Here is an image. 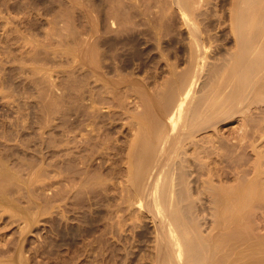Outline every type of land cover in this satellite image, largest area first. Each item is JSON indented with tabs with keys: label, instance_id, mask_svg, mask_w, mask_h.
I'll list each match as a JSON object with an SVG mask.
<instances>
[{
	"label": "rangeland",
	"instance_id": "374dc122",
	"mask_svg": "<svg viewBox=\"0 0 264 264\" xmlns=\"http://www.w3.org/2000/svg\"><path fill=\"white\" fill-rule=\"evenodd\" d=\"M165 2L168 6L164 5ZM216 2L217 0H202V3L200 1V7L196 6V11H201L195 13L196 15L199 14V23L202 22V25L200 24L202 27H208V31L210 27H213L212 29L210 28L209 35L205 29L206 27L204 28V32H206L205 38L206 40H208V38L210 40L206 41L207 50L209 49L207 55L209 58L216 57L215 59H219L217 56L221 55L222 57L220 56V58H223L225 56L224 52L227 55L226 52L235 48V45L231 43L233 40L230 39L227 24L223 25L226 30L224 28H217L216 23L220 13L218 14V12H215L217 11ZM171 4L172 3H170V5ZM225 7L227 9L228 5ZM179 12L180 11L174 4L172 7L169 6V0H0V171L8 169V172L10 170L8 172L10 180L5 179L6 177L0 174V178L4 177V179L0 181L5 180L4 183L2 181V187L4 188L6 184L8 186L5 187L7 188L5 191V189H1L2 187L0 184V195L4 193L2 197H0V264H154L151 252L154 251L153 249L155 247V230L153 228V220L151 219L152 214H149L151 213L150 211L149 213L147 212L149 208L145 205H138L139 203L137 204L136 202L134 204L133 201H131L132 203L129 201L130 204H128V202L124 200L126 205L123 203V200L121 203L120 198L123 193H126L123 187L126 185L125 182H127L126 179L128 178L126 170L128 162L126 158H128L129 145L133 136V130H130L133 121L132 113L142 111L143 109L140 102H137L140 100L139 97H137L138 95L134 96L136 93H133L132 90H130L131 92L129 91L130 94L126 91L128 87L130 88L131 86L132 88L134 86L133 88H135L136 83H140L141 86H139L141 88L138 84L136 87L142 89V86L146 85L147 91L150 90L154 93L157 88L159 90V87L162 86L161 84L159 85V83H163L169 76V73H167L169 62L170 64L175 62V64L180 65L177 66L180 70L188 65L186 60L189 59L187 54L190 39L188 37L189 32L185 29L187 27H184L185 24ZM216 13L218 15H216ZM201 14L205 16H200ZM158 30L160 31L158 32ZM210 34H213L215 37H212L213 35L211 36ZM212 38L214 40H212ZM90 40H96V42H98V61L101 58L106 60L103 61L101 59L99 61V64H102V68H100L101 66L99 64L98 67L100 66L99 68L100 70L103 69L101 70V72H103L101 73L100 70H98V72L96 68V73L93 71L96 75L90 71L91 69L89 67H91L92 64L90 63V66V64L87 63L90 62V58L88 61L89 50H87L89 49ZM86 43H88V46ZM186 43L188 45H186ZM104 57H106V59ZM211 58L210 60H212ZM77 59H79V61ZM101 61L103 62L100 63ZM82 63H85L84 67H82ZM166 63H168V65ZM88 64L89 67L87 68ZM110 65L112 66L111 68H109ZM78 66L79 68L76 69V71L75 68ZM106 69L108 71H106ZM75 71L78 72V74H75ZM84 71H88V73ZM97 73L101 74L99 75L100 78L102 75L105 78L102 77L100 81ZM117 73L120 74L119 76H122L121 78L123 79H121ZM74 78L76 82L79 81L78 85L74 81ZM107 78H109V80L114 79L113 82L121 79V82L124 83L122 84L119 82L120 84L117 86ZM87 79H89L90 82ZM102 79H104V81L106 79L107 84H110L109 86H111L112 83L114 85L113 87L117 86L119 88L118 90V88L115 87L120 98L115 97L119 102L115 99L112 100V102L111 100H102L101 102H104V104L98 103L100 101L97 103L95 102V104L100 107L96 105L97 109L99 108L102 111L99 112V110H97L99 116L96 117V119L98 118L99 121L96 119L95 121L98 123L97 126H102V124H104V129L107 128L106 132L109 133H107L108 138L112 140L115 139V143L120 145L122 150L119 160H116L118 157L114 158L112 156L113 160H111L113 163L111 160H106L107 162L105 161L100 164L102 160L98 154L96 155L97 157L94 156L95 158H93L95 162L98 161L97 163H95L93 159L90 160V163L93 162L95 166L92 164V171L90 167V170L86 173L92 174V172L98 170V172H94L96 176L95 174L92 175L93 182L92 177H90L91 175L89 176L84 173L85 169L82 167L83 163L77 161L78 159L72 162L68 159H70V156H73V154L76 155L74 153V150H76L75 145L84 140L82 137L85 136L87 128L84 123L86 121L89 123L90 119L94 121L93 118H95V116L92 115L91 118H89L87 114L85 115V112H92L91 110L93 108L90 107L92 102L91 98L89 99V91L96 85V81L99 80L97 86H95L97 89L94 87L95 90H98L99 93L105 91L102 87H104L103 84L106 82H102ZM132 79H134L133 82H136L133 86ZM91 82L95 83L92 84ZM100 82L102 83L100 84ZM99 87L101 90L98 89ZM124 87L126 90H123L125 89ZM150 91L149 93H151ZM103 92H101V95L105 96ZM131 93L133 96H131ZM125 94L126 97H122L125 96ZM108 95H110V93ZM98 100L101 99L98 98ZM105 101L107 104L110 102L115 106H111L110 103V106L106 105ZM255 102L253 100L252 105ZM116 104L119 106H116ZM258 104L259 105H256L255 103V106H250V109L251 107L257 108L256 110H250V112H253H249L250 116L253 115L251 116L252 118L254 116L257 118L262 115L260 113L264 111H261V109H264V103L258 102ZM75 105L78 108L77 111L80 113V118H82L80 121L82 125H80V127H82L83 130L81 128L80 130L73 128ZM128 106L131 108H128ZM259 106L261 107L260 113H257L256 111H259ZM112 108L116 115L111 114L114 113L110 111ZM132 110L135 111L133 112ZM122 111H128L127 113L130 114L128 115L129 117L126 112ZM100 115L101 118H99ZM241 115H243V113H238V115L235 114V117H231L232 120L228 119L230 122L227 120V122L225 121V123L222 122L219 124L218 127L220 128H218V131H220H214L215 134H213V137L219 136L225 140L226 138L228 140L229 137L230 139L237 137L236 140H234L236 142L238 137L242 136L240 134H247L246 130H244L245 133L243 132V128L245 129L246 126H251L247 124L251 123L253 124L252 126H254L255 122H262L264 126V120L262 121L260 119L263 118L262 116L257 118L259 121L254 117L256 120L254 119L255 121H253V123L251 119L250 122L247 119L249 115L247 118L245 117L247 119L246 121L244 120L245 122L242 120L244 119V115L242 119ZM250 116L249 118H251ZM102 118H104V120ZM82 120L84 122H82ZM102 121L104 122L102 123ZM112 121L114 123H112V126L114 125L115 129L114 127L111 129L110 122ZM243 122L245 125L243 124L244 126L242 125V128L240 126ZM105 123H107V125ZM239 124L240 126H238ZM257 125L259 126L261 123ZM87 126L90 128L91 125ZM71 128H73L75 132L73 129L71 130ZM240 128H242V130ZM254 128L257 127H250L254 136H250V129H247L249 133L247 135L251 137H249V139H252V142L247 140L249 144L247 142L248 146L245 148L250 151V154L248 155L249 152L247 150L246 152L245 150L243 151L245 152V156L248 155L247 160H244L242 152L240 155L242 154L243 160L238 161L240 160L238 159L240 155L238 156L237 154H239L240 150L235 144H233V148H237H235V150H238V153L236 152V156L238 157L233 155L234 152L228 150V148L230 147L231 149L232 146L228 148H226V146L224 147L232 155L228 152L226 153L225 149L222 147L218 149L219 151L222 148V152H219L222 154L224 152L223 155H225V153L226 155L230 154L234 157V159H232L233 157L230 156V159L236 160L235 163H239V165L237 163H232L233 161L231 160L232 164H230L229 159H226L229 158V156H223L226 163L223 161L222 163L224 164L220 163L221 166H219L221 168H226L225 174H228V176H223V180L225 181L227 179L226 182H228H224L225 186L232 182V184H236L237 181L241 179H239V176L243 175L242 172L245 174L246 170L244 171V169L246 168L250 169L246 172L249 178L255 175V164L257 163L255 160L257 156L255 154L257 152L260 153L259 151L264 153V129L261 130L262 134H260L261 131L259 133V131L256 130V132H258V136H256ZM109 129H111V131ZM81 130L83 134H81ZM237 130L241 131V133H238ZM233 131L237 136L233 134ZM208 132H210V134L213 133L211 130L203 131V136H209L210 134ZM202 133L200 135L201 137H203ZM230 133L231 136L234 135L235 137L232 136L231 138V136H229ZM259 134L262 135V138ZM70 137L72 138L71 141L73 140L74 142H70ZM255 137H258V139L260 138L259 141L262 139L260 144H257L259 141L255 139ZM61 139H63L61 141L63 145L60 149H64L61 151L63 154L59 152L60 150L58 151L59 140ZM254 139L258 141L255 143L256 149L252 146L255 142ZM68 142L73 144H70V146ZM238 142L239 141H237V144L241 143ZM253 147L256 153H254L255 150ZM233 148L232 151H235ZM191 151L192 149H190V152ZM69 152H71L72 155ZM61 155L63 156L62 158L66 160L61 159V157H59ZM59 158L61 160H59ZM110 158L111 157H109V159ZM193 160L195 161V157ZM248 160L250 161V165L248 164ZM242 161H247L248 163L243 164L244 162L242 163ZM65 162H69L67 163L68 165H66ZM77 162L80 165L82 164V169H77L78 166L80 167ZM114 162L120 167L119 170H117L119 172H112L113 167L116 166ZM69 164L71 166H69ZM240 164L242 168H244L243 170L242 168L241 170L237 169ZM262 164V166H264V163ZM60 165L66 172L62 168L64 172L59 169ZM243 165L247 167L245 168ZM65 166L67 167L66 169ZM103 166H105V169L107 166L108 168L104 170ZM198 166L199 165H193L195 176L197 175L196 173H200V167L197 168ZM231 166H233V168H231ZM98 168H100L101 171ZM227 168L228 171L232 170L231 172L233 174H230V171L228 173ZM234 168L241 173H237L238 171L236 169L235 171L237 174L234 173ZM76 169L79 170V172L76 171ZM59 170L62 173H60ZM80 170L82 171L81 173ZM104 171L107 172L104 173ZM201 171L203 172V170ZM101 172L102 176L100 175ZM122 173H126L124 175L127 178H124ZM63 174L64 178L62 176ZM114 174H118L116 176L117 178ZM68 175L69 178L66 177ZM71 175L74 177L72 176L70 178ZM232 175H238V177H233ZM10 176L13 178L11 179ZM81 176H86L87 178L85 177L82 181L83 177ZM112 176L115 177L114 180L117 181V185H115L114 180V182L111 180L114 178ZM195 176L192 180H196L197 184L195 185V182H193V184L195 187L198 186V188L194 187L192 189V194L195 197L198 194V199L202 200L199 202L196 199V203L199 202L198 204L202 203L205 199L204 204L202 203L200 206H204L202 208H204L206 212V209L208 211L214 206L213 203L211 206L210 200H208L210 193L202 191L204 187L200 179L206 176L201 175V177L197 175V178H195ZM76 177L79 180H77ZM88 177H90V179H88ZM105 177L107 179L109 177L108 181ZM235 178H238V180H235ZM60 179L63 181H59ZM71 179L74 181L69 182ZM85 179L87 181H85ZM64 180H66V182ZM99 180L102 181L103 184L98 182ZM119 180H121L122 184L124 183L123 186ZM223 180L221 179L222 183ZM91 181L93 184H91ZM103 181H107V183ZM221 181L217 182L218 186ZM111 182L113 184H111ZM66 183H68V186ZM61 184L65 185L62 186ZM96 184L98 187L95 186ZM98 184L100 186L104 184L109 186L107 187V185H104L105 188L104 186L100 187ZM71 185L73 187L75 186V188ZM114 185L116 188H113ZM68 187L73 188V190L75 189V192ZM83 187L87 190H84ZM62 189L65 192L64 194L62 192L59 193ZM105 189L109 191V199L107 198L108 193ZM193 190L197 192L194 193ZM198 191L201 192L198 193ZM58 193L61 197H59L60 195ZM200 193L201 196L199 197ZM5 195L8 196L9 200L7 197L4 199L3 196ZM203 196L205 198H202ZM118 200L120 203L117 202ZM7 201H9L11 205L8 204L9 202ZM206 202L210 204L208 208L205 206ZM128 205L131 206V208H125V206ZM142 206L147 208L143 209L141 208ZM201 207L200 209H202ZM118 210H120V212ZM262 213L264 212L260 210V215H258L257 218L259 229L257 230L259 232L263 231L261 233H264V214L262 215ZM117 218H121L122 221ZM119 221L120 224L122 222L121 225ZM113 222L118 224L116 225ZM112 224L115 225L112 227ZM112 228L114 230H112Z\"/></svg>",
	"mask_w": 264,
	"mask_h": 264
},
{
	"label": "bare ground",
	"instance_id": "6f19581e",
	"mask_svg": "<svg viewBox=\"0 0 264 264\" xmlns=\"http://www.w3.org/2000/svg\"><path fill=\"white\" fill-rule=\"evenodd\" d=\"M200 1L202 3V0H171V2L169 0V6L172 7V5L174 4V6L180 11L179 13H181V15H180L182 17L181 19L183 20V23L185 24L184 27L186 26L187 28H185V29H187V31L189 32L188 37L190 39L187 37L189 39V48H187L188 49L187 54L189 56L188 57L189 59L186 60L188 62V65L184 66L185 68H182L180 70L179 67H177L180 65L175 64V62L174 63L172 62L173 64L172 63L170 64V62H169V66H168V70H167L168 71L167 73H169L168 74L169 76L166 78V80L163 83H159V85L161 84L162 86L159 87L160 88L159 90L157 88L154 93H152V91H150V90L149 91L151 93H149V91H147L146 85H143L142 89H140L141 84L133 82L134 79H132V83H133L132 86L135 85V83H136V85L137 84H138V86L140 85L139 86L140 88L136 87V85H135V88H133L134 86L132 88L130 86V88L128 87V89L126 91L128 93L130 90H132L133 93L134 92L136 93L134 96L138 95L137 97H139L140 100L137 102H140L143 109H142V111H139V112L136 111L135 113L130 112L133 114V115L131 114L133 117V119H132L133 121H132V123L130 122L132 125L130 127V130H133V132H132L133 136L131 139V143L129 145V151H128L129 153L127 155L128 158H126L127 162H128L127 167H126L128 178L125 177V175H124L126 173H124V174L122 173L123 174L122 176H124V178H127L126 179L127 182H125L126 185L123 187V190L126 193L125 194L123 193V195H121V197H120L121 203H122V200L123 201L125 200L126 202H128V204L132 203L131 201H133L134 204L136 202L137 204L139 203L138 205H145L149 208L147 212L149 213V211H150L151 213H149V214H152L151 219L153 220L152 221L154 223L153 228L155 230V242H154L155 247L153 246L154 251L151 252L154 264H264V233H261L263 231L259 232L257 230V229H259L258 225H257V224H259L257 222L258 221L257 218H258V215L261 214V213L259 214V212H260V210H262L264 212V210H263L264 209V171H263L264 166H262L263 165L262 163H264V153L262 152L263 155H262L261 151H259L260 153L257 152L258 155L256 153L255 143L257 140L255 141V139H258V137L257 138L255 137L254 145H252L255 147V149L253 147V149L255 150L254 153H256L255 155L257 156L255 160L258 163V164L254 163L256 166V171H254L255 175L253 177L250 176V178H249L248 177L249 175L247 176L248 173L246 174V172L250 170V169L246 168L248 166V164L250 165V161L248 160L249 163L247 161H245V162L242 161V163L244 162L243 164L248 163L246 167L243 165V167H245L246 169L242 168L241 162H240L241 164L239 166L240 169L239 168H237V169L241 170V168H242V170L243 169H244V171L246 170L245 171L246 175L244 174V172H242L243 175L239 176V179L241 178L240 180H238V178L237 179L235 178V180H238L236 184H232L233 183L232 182V183L225 186L224 182H226L227 179L224 181L223 176L226 175L225 174L226 168L220 167L221 166L220 163H222L224 161L223 156H225L227 152L228 153L234 152L233 155H235V157H238L240 155V153H242L244 150L246 152L247 149H245V148L248 146L249 142H252L251 141L252 139H249V137L254 134L252 132V129H250V127H257L258 129L254 128V130H255V132H256V130H258L259 133L262 129H264L262 122H259V123L253 122L257 118H259L260 116H262L264 118V111H262L264 109H261L262 105H261V107L259 106L260 107V108H258L259 111H256L257 113L258 112L260 113V109H261V111L263 113H260V114H262V115L258 116L257 118L254 116L256 118L255 119L254 117L253 118L251 117L253 115L250 116V114H249L250 110H254V109L256 110L257 109L256 107L255 108L251 107V109H250V106L252 105L253 100H254V102L256 101L255 102L256 105L261 104V103L258 104V102H262V104L264 103L263 102L264 101V0H217V2H216L217 9L215 8L217 11H215V12H218V14L220 13L219 15L216 13V15H218V20L216 23L217 28L222 29V28H224L223 25L227 24L230 39L233 40V42H231V43H234L235 48L232 47L233 48V49L231 48L232 50H230V51L228 50L226 52L227 55L225 54L224 51H222V52H224V55H225L223 58H220L221 55L217 56V58L219 57V59H215L216 57H214V56H212L214 58L210 57L212 60L215 59L213 61L210 60V58L207 55L209 53V52L207 53V51L209 49L207 50L206 41L209 40V38H208L209 36L207 37L208 40H206V38H205L206 32H204V30L206 29L207 34L209 35V33H210L209 31H210L211 27L209 28V31L207 30L208 27H206L204 25V23H203V25L206 28L202 27L201 26L202 22L199 23V18H198L199 14L196 15V13L198 11H201V10L196 11L197 7L198 6L200 7V5H199V4H201V3H199ZM203 1H205V0H203ZM170 3H172V4L170 5ZM164 5L168 6V5H166V2ZM227 5H228V7L226 9L225 6H227ZM200 16H205V15L201 14ZM159 31L160 30H158V32ZM226 33H227V31H226ZM212 37H215V36L213 35ZM212 40H214V39L212 38ZM97 43L98 42H96V40H90L89 46H88V43H86L87 46L89 47V49L86 48L87 50H89L88 61L90 58V62H87V59H86V62L89 64L90 63L92 64V66L90 64L91 67H89V64H88L87 68L89 67L91 69L90 70L91 72L95 71L96 68H97L96 69L97 71L100 70V68H102V66H101L102 64L101 65L99 64V61L102 58L99 59V61H98L99 52L97 50V46H98ZM187 43H186V45H188ZM103 53H104V51H103ZM103 53H101V54H103ZM219 54H221V53H219ZM100 56H102V55H100ZM104 58L106 59V57H104ZM207 58L209 61L207 60ZM77 60L79 61V59H77ZM77 60H76V62H77ZM103 61H106V60H103ZM103 61H101L100 63H102ZM84 64L82 65V67H84ZM98 64L101 66V67L99 66L100 68L98 67ZM166 64L168 65V63H166ZM106 65H104V66H106ZM76 66H74V67H76ZM111 67L112 66L110 65L109 68H111ZM78 68H79V66L77 68H75V70ZM104 68H106V67H104ZM109 68H107V69H109ZM116 68H117V65H116ZM84 69H86V68H84ZM107 69H106V71H108ZM101 70H103V69H101ZM101 70H100V72H101ZM84 72L88 73V71H84ZM95 73H96V71H95ZM75 74H78V72H76ZM83 74H85V73H83ZM90 74H92V73H90ZM93 74H94V72H93ZM97 74H98L97 76L101 75L99 73H97ZM94 75H96V74H94ZM117 75L119 76L120 74L117 73ZM77 77H79V76H77ZM90 77H91V75H90ZM93 77H92V79H93ZM102 77H104V76L102 75L101 78ZM119 77L121 78L122 76H119ZM85 78H87V77H85ZM94 78H96V77H94ZM101 78H100V76L98 77L99 80ZM107 79L109 80V78H107ZM121 79H123V78H121ZM121 79H119L120 81L115 79L117 82L116 81L113 82L114 79H110L109 81L110 82L112 81L114 85L119 86V84H120L119 82L122 81ZM75 80L76 79L74 78V81ZM77 80H78V78H77ZM87 80H89V79H87ZM98 81H96V82L98 83ZM106 81H107L106 79H105V81H104V79H102V82L105 83ZM78 82H76L77 85H78ZM89 82H90V80H89ZM102 82H100V84ZM94 83L95 82H93L92 84H94ZM97 83L95 86H97ZM155 83H156V81H155ZM113 84L111 83V86H109L110 84H107V82H106L105 84H103L104 87H102L103 85L101 86L102 89L104 88L103 90H105L104 92L101 91V92L105 93V96L101 95V92L99 93L98 90H95V88H96L95 86H94L95 88L94 87H92V89L90 88L91 89L90 91L88 90L90 92L89 93V99L91 98V102H92L90 107H92L93 109L91 110L92 112H90V111L85 112L86 110L84 112H85V115L87 114L89 118H91L92 115H94L95 118H93L94 121L92 119L89 120L87 118L89 120V123L87 121H86L87 124H86V122L84 123L87 128L83 126L84 128H86L85 136L82 137V138H84V140L82 142L78 141L80 143L75 145L76 150H74V153L76 155L73 154V156H70V159H68L71 162L78 159L77 161H80V163H83L84 166L82 164L81 165H82L83 169H85L84 173H86L88 170H90V167L92 166V164L94 165L93 162L90 163V160L97 157L96 156L97 154L102 160L100 164H102V162L104 163L106 160H111L112 156L114 158L118 157L116 160L120 159L119 157H120V152L122 150V147L115 143V139L112 140L111 138H108L107 135L109 133L106 132L107 128L104 129V127H105V126H103L104 124H102V126H97L98 123H97V121H95L96 117L99 116L98 113L101 111L99 109L100 107L97 104H95V102L97 103L98 101H100L98 103L104 104V102L103 103L101 102L102 100H107V101L111 100V102H112V100H114V99L116 100L115 97H119L118 93L116 92V89H115V87L116 88H118V87L117 86L113 87L114 86ZM122 84H121V86H122ZM148 84H147V86H148ZM90 87H91V85H90ZM121 88H123V87H121ZM98 89L101 90L100 87ZM148 89H149V87H148ZM118 90H119V88H118ZM123 90H126V88ZM88 91H86V92H88ZM121 91H122V89H121ZM121 91H119V92H121ZM122 92H121V94H123ZM126 92H124V93H126ZM130 92H129V94H130ZM109 93H110V95H108ZM119 95H120V93H119ZM131 96H133L132 93H131ZM122 97H126V94H125V96H122ZM98 98H100L101 100H98ZM116 101H118V100H116ZM109 103L107 104V102H106V105H109ZM96 105H97V107H99L98 109H97ZM110 105L112 106L114 104L110 103ZM116 106H119V105L116 104ZM90 107H88V108H90ZM128 108H131V107L128 106ZM110 109H111V107H110ZM77 110H78V108L75 105V111H74L75 117H74V121H73V123H74L73 128L80 130V128L82 129V127H80V125H82V123L80 124V121L82 118H80V115H79L80 113ZM97 110H99V112ZM127 110H129V109H127ZM110 111L114 112L113 108ZM110 111H109V113H110ZM122 112H126V111H122ZM238 113L239 114L243 113L244 116L241 115V119L244 117V119H242L243 121L244 120L246 121L248 119L250 122V119H251V122H253L255 124L254 126H252L253 124L249 123L247 125H251V126L250 127L246 126L245 129L242 127V125L244 124L245 121L242 124L240 123L241 126H240V124L238 125V126L243 128L244 133H245L244 130H246L247 134H249L248 130H247L249 128L250 129V131H249L250 136H248L246 133L240 134L242 136L238 137V140H237V141L241 142V143L238 142L239 144H237V141L236 142L234 141L237 138L234 135H232L235 137V138L233 137L234 139H230V137H229L228 140H227V138L225 140L219 136L213 137V134H215L214 131H217V132L220 131V130L218 131V128H220V127H218L219 124H221L222 122L225 123V121L227 122L228 119L232 120L231 117L232 118L235 117L234 115L235 114L238 115ZM250 113H253V112H250ZM111 114L116 115L115 112L111 113ZM101 115H103V114H101ZM101 115L99 118H101ZM128 115H130V114L127 113V116ZM248 115L251 118H249ZM247 116H248V118H247ZM256 116H257V114H256ZM116 117H115V119H116ZM132 117H130V118H132ZM104 118H102V119L104 120ZM263 118H260V119L263 121L264 120ZM83 120H82V122H84ZM96 120H98V118ZM242 120H241V122H242ZM100 121H101V119H100ZM103 122L104 121H102V123ZM112 123H113V121L110 122L111 129H113L112 127H114V125L112 126ZM247 123H248V121H247ZM260 123H261V125L258 126L257 124H260ZM105 124L107 125V123H105ZM87 125H91L90 128ZM221 127H223V126H221ZM73 128H71V130ZM233 128H235V127L233 126ZM242 128H240V129L242 130ZM111 129H109V130L111 131ZM114 129H115V127H114ZM82 130H81V134H83ZM207 130H211V131H213V133L210 134V132H208L210 134L209 136H203L202 132L203 131L205 132ZM235 130H236V128H235ZM231 131H232V127H231ZM237 131H238V133L239 132L241 133V131H239V130H237ZM74 132H75V130H74ZM201 133H202L203 137L200 136ZM233 134H235V132ZM257 134H258V132H256L255 135L258 136ZM260 134H262V131ZM219 135H224V134H219ZM81 136H83V135H81ZM225 136L228 137L227 135H225ZM225 136H224V138H225ZM229 136H231V133ZM232 136H231V138H232ZM260 137L262 138V135H260ZM58 139H60V138H58ZM71 139L72 138L70 137V142H74L73 140L71 141ZM76 139H77V137H76ZM259 139H258V141H259ZM62 140L63 139L59 140L60 141L59 147H58L59 148L58 151L60 150L59 152L64 150V149H60L63 145L62 144L63 142H61ZM79 140H81V139H79ZM247 140L248 141L250 140V141L248 142ZM263 140H264V137H263ZM68 141H69V139H68ZM260 141L257 144H260L261 143ZM247 142H248V144H247ZM66 143H67V141H66ZM75 143H77V142H75ZM70 144H73V143H69L68 145H70ZM233 144L237 145L238 149L240 150L239 154H237L238 156H236V152L238 150L237 151L235 150L236 147L233 148L234 147ZM225 146H226V148H228L229 146H232L233 150H235V151H232V148L230 149V147H229L228 150H231L229 152L228 150H226V148H224ZM220 147L225 149V151H226L225 155H223L224 152H223V154L221 153L222 148L219 150L221 152L218 151V149ZM190 149H192L193 152L192 151L190 152ZM245 152H243V155H244L243 157H244V160H247L248 155L250 154V151H248L249 153L247 152L248 155H246V156H245ZM69 153L71 154V152H69ZM230 154L229 155L227 154L229 156V158H226V157H228L227 155L225 158L229 159L230 164L235 163L236 160H232V159H234V157L231 156L232 154L231 155ZM230 156L233 158L230 159L231 158ZM240 156L238 157V159H240V160L237 159L238 161L243 160V157L241 156L242 157L241 158ZM59 157H61V159H63V160H66V159L62 158L63 157L62 155ZM109 157H111V158L109 159ZM194 157H195V161L193 160ZM190 158H193V159H190ZM61 159L59 158V160H61ZM231 160L233 161L232 163H231ZM93 161L95 162L94 159H93ZM97 162L98 161H96L95 163H97ZM60 163H58V164H60ZM65 163H66V165H68L67 163H69V162H65ZM112 163H113V161H112ZM224 163H226V161H224ZM224 163H222V164H224ZM236 163L239 165L238 162H236ZM70 164H72V163H70ZM70 164H69V166H71ZM114 164L116 165V162H114ZM117 164H118V162H117ZM61 165H60V167L59 166L58 167L62 172H64L65 170L61 167ZM73 165H72V168H73ZM81 165H80V167L78 166L77 169L81 168ZM193 165H199L197 168L200 167V170H199L200 173L196 170L198 172V173H196L197 175L206 176L205 178H203L201 176L202 179H200V180H202V182H203L202 185L204 187V189H202V191L210 193V195L208 194L209 195L208 200H210L209 202L211 203V206L214 204V206L211 207L208 211L206 209V212H205V209L202 208L204 206H202V207L200 206L202 203L204 204L205 199L203 200L202 203L198 204L202 200L198 199V197H197L198 194L196 196L197 198L195 196H193V194H192V189L195 187L194 184L195 185L197 184L196 180H192L195 176V174H194L195 171L193 169L194 168ZM227 165H228V163H227ZM257 165H258V167H257ZM98 166H100V165H98ZM103 167H104V170H106L108 168V166L106 169H105V166H103ZM234 167H235V165H234ZM66 168L67 167L65 166V169ZM74 168H76V167H74ZM119 168L120 167L118 165H116L115 167H113L112 172H115V173L119 172V171H117V170H119ZM228 168H227V171H228ZM231 168H233V166H231ZM77 169H76V171L79 172V170H77ZM93 169H94V167H93ZM98 169H100V168H98ZM235 169L236 168H234V170H233L234 173H236ZM3 170H5V171H3ZM3 170L0 171L1 172L0 174H2L4 177H6L5 179H9V173L8 172L10 170L8 172H7L8 169H3ZM201 170H203V172ZM61 171H60V173H62ZM70 171L72 173H74L72 170H70ZM91 171H92V167H91ZM96 171L98 172V170H95L94 172H96ZM100 171H101V169H100ZM120 171H121V169H120ZM229 171L231 172L232 170H229ZM229 171H228V173H229ZM81 172L82 171L80 170V173ZM94 172H92V174H90V173H88V174L86 173V174L89 176L91 175L90 177H92L93 174H95V176H96V173H94ZM102 172L100 174L101 176H102ZM105 172H107V171H104V173ZM68 173H70V172H68ZM110 173H111V171H110ZM110 173H108V174H110ZM237 173L240 174L241 172L238 171ZM77 174H79V173H77ZM108 174H106V175H108ZM230 174H233V173L231 172ZM10 175H12V174H10ZM117 175H115V177ZM197 175L195 176V178H197ZM62 176L64 178V174ZM72 176L73 175H71L70 178ZM226 176H228V174ZM236 176L238 177V175H236ZM236 176H233V177H236ZM0 177H1V175H0ZM4 177L0 178V180L4 179ZM66 177L69 178V175ZM78 177H79V175H78ZM81 177H83V176H81ZM85 177L86 176H84L82 178V181ZM90 177H88V179H90ZM112 177H114V176H112ZM115 177L112 179L110 178V179L113 181L115 179ZM119 177H121V176H119ZM12 178L13 177H11V179ZM121 178H123V177H121ZM97 179H99V178H97ZM102 179H104V178H102ZM108 179H109V177H108ZM108 179L106 178L107 181H108ZM221 179L223 180V183H222ZM66 180H67V178H66ZM66 180H64V181L66 182ZM77 180H79V179L77 178ZM116 180H118V179H116ZM2 181H3V183L5 182V180H2ZM2 181H0L1 187H2ZM59 181H63V180L60 179ZM70 181H74V180L71 179V180H69V182ZM85 181H87V180L85 179ZM92 181H93V177H92ZM92 181H91V184H93ZM107 181H105V182L107 183ZM119 181L121 183V180H119ZM218 181H221V183H222V184L220 183L219 186L217 185ZM98 182L102 183V181H100V180ZM193 182H195V183L193 184ZM197 182H198V180H197ZM6 183H7V181H6ZM59 183H62V182H59ZM68 183H66V185ZM116 183H117V181H115V185H117ZM226 183H228V182H226ZM73 184H74V182H73ZM108 184H110V183H108ZM111 184H113V183L111 182ZM61 185L63 186L65 184H61ZM82 185H80V186H82ZM115 185L113 186V188L115 187ZM123 185H124V183L122 184V186ZM95 186H97V184ZM103 186H100V187H103ZM108 186L109 185H107V187ZM5 187H8L7 184H6V186H4V188L2 187L1 189H5V191H6L7 188H5ZM196 187L198 188V186H196ZM68 188H71V187H68ZM73 188H75V186ZM73 188H71V189L73 190ZM78 188H79V186H78ZM83 189H84V187H83ZM81 190H82V188H81ZM84 190H87V189H84ZM194 190H197V189H194ZM80 191H78V192H80ZM105 191H106V189H105ZM61 192L63 194L65 193L63 191V189L59 193H61ZM106 192L108 193L107 198L109 199L110 198L109 191H106ZM196 192L194 191V193H196ZM199 192H201V191H198V193ZM17 193H19V192H17ZM3 194L4 193H2L0 195V197H2ZM202 194H204V193H202ZM20 196H22V195H20ZM200 196H201V193L199 194V197ZM3 197H4V199H5V197L8 198V196H6V195ZM59 197H61V195ZM112 197H115V196H112ZM19 198H21V197H19ZM62 198H64V197H62ZM62 198H60V199H62ZM202 198H205V197L203 196ZM4 199H2V200H4ZM196 199L199 201L198 203H196L197 202ZM8 200H9V198H8ZM114 200H117V199H114ZM0 201H1V199H0ZM125 201L123 203L126 204ZM129 201H130V203H129ZM7 202H9V201H7ZM117 202L120 203L119 200ZM207 202L205 204V206H207L206 208H208V206H210V204H207ZM4 203H6V202H4ZM8 204H10V202ZM121 205H123V204H121ZM131 206H132V204H131ZM131 206L128 205V206H125V208L126 207L131 208ZM147 207L142 206L141 208L144 209ZM200 207L202 209H200ZM15 208H17V207H15ZM118 211L120 212V210H118ZM263 214L264 213H262V215ZM118 220H121V218H119ZM113 223H115V222H113ZM119 224H120V221H119ZM121 224H122V222H121ZM114 225L112 224V227ZM112 230H114V229L112 228Z\"/></svg>",
	"mask_w": 264,
	"mask_h": 264
}]
</instances>
